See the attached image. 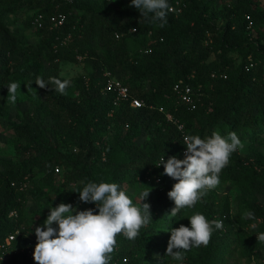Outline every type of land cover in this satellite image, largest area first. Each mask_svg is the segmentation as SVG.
Here are the masks:
<instances>
[{"label": "trees", "instance_id": "16d2710c", "mask_svg": "<svg viewBox=\"0 0 264 264\" xmlns=\"http://www.w3.org/2000/svg\"><path fill=\"white\" fill-rule=\"evenodd\" d=\"M107 1L0 0V96L12 71L18 72L15 65L23 66L20 76L30 82L37 77L63 81L60 62L90 68L75 77L64 94L51 86L38 87L42 101L34 119H26L15 130L23 147L16 161L0 163V246L18 233L0 257L8 254L11 264H33L27 255L31 240L23 227L29 195L36 199L50 195L51 202L98 214L95 204L80 202L78 194L88 182H95L126 185L124 191L134 205L142 203V192L150 191L143 203L150 205L152 222L135 240L118 234L109 264H142L147 257L166 256L171 229L190 227L188 218L195 213L208 221H223V228L214 229L207 246L188 251L185 263L221 264L229 246L227 230L233 227L229 197L210 190L193 208L170 217L175 205L167 193L178 181L163 175V165L156 166L162 157L165 162L173 156L184 159L185 135L204 139L214 131L225 137L235 132L242 142L264 137L261 0H233L220 9L211 0H168L170 6L180 2L182 10L169 12L164 27L142 17L130 6L132 0H120L118 8ZM38 13L45 18L63 13L65 20L59 27L45 23L36 28ZM32 29L39 35L37 43L22 47L23 34ZM30 60L37 66L27 67ZM117 69L125 72L120 80L129 97L141 99L143 107L132 108L129 100L114 106V94L103 92V72L114 75ZM180 79L200 92L195 109L177 101L172 88ZM167 114L183 128L178 129ZM44 117H49L50 125H44ZM143 134L148 136L140 143ZM236 152L221 171L220 183H233L241 192L264 198V161L255 153L242 158ZM250 212L255 218L237 226L246 244L257 248L256 236L264 232V205L253 206ZM191 252L198 257L192 258ZM242 255L252 258L256 253Z\"/></svg>", "mask_w": 264, "mask_h": 264}, {"label": "clouds", "instance_id": "9594fccd", "mask_svg": "<svg viewBox=\"0 0 264 264\" xmlns=\"http://www.w3.org/2000/svg\"><path fill=\"white\" fill-rule=\"evenodd\" d=\"M130 6L135 7L150 22H160V27H164L168 13L173 11L168 0H132ZM130 31L136 32V28ZM35 84L40 89L51 86L55 92L64 94L70 81L55 77L45 81L37 77ZM20 86L15 82L8 85V102H16ZM29 87L27 85V89ZM183 142L186 146L184 159L173 156L165 162L162 157L156 166L163 165V175L178 181L167 193L175 205L170 217H176L181 209L193 208L210 190L215 189L231 155L244 148L235 132L225 137L214 131L204 139L199 135H185ZM149 193L142 192L139 197L142 203L134 205L119 185L88 182L78 192L79 201L95 204L98 214H94V209L77 211L72 204L60 203L51 207L43 226L35 228V264H109L118 234L128 240H135L140 229L152 222L150 205L143 203ZM244 218L254 219V213L245 212ZM188 220L190 227L181 225L170 231L166 256L173 261L181 262L191 249L207 246L214 229L223 228V221H208L200 213L191 215ZM251 227L255 228L256 225L252 224ZM256 237L258 242H264V232Z\"/></svg>", "mask_w": 264, "mask_h": 264}, {"label": "rangeland", "instance_id": "374dc122", "mask_svg": "<svg viewBox=\"0 0 264 264\" xmlns=\"http://www.w3.org/2000/svg\"><path fill=\"white\" fill-rule=\"evenodd\" d=\"M213 3V7L215 9H220L223 6L227 5L229 2L233 0H211ZM96 3L99 4V0H95ZM120 0H108L107 5L111 8H118ZM264 2L261 0L260 6L258 9H263ZM39 35L35 29H32L23 34V38L20 41L22 47L35 45L38 41ZM99 56H103L102 51H98ZM81 58H78L80 60ZM239 59H237L234 65H238ZM35 62L32 60L27 62V67L35 66ZM37 66V65H36ZM18 72L12 71L13 73L7 78L5 81V85L3 88V93L0 96V163L1 162H13L16 161V157L20 153V149H22L23 145L20 140L17 139L15 130L25 122L26 119H34L33 116L38 109V105L42 101L39 96L38 86L35 82H30L27 80V77L20 76L21 68L15 65ZM47 66L42 65V69H46ZM90 72V68L85 63H69V62H60L59 63V76L63 77L64 80H69L70 82L79 75H86ZM114 72V76L118 79H123L125 77V72L117 69ZM113 74V73H112ZM18 83L20 84V88L17 89V100L16 102L10 103L7 100L8 95V85L10 83ZM27 85L30 87L27 89ZM32 117V118H31ZM44 125H50L51 120L49 117H44ZM147 134H143L141 139H139L140 143H144L147 139ZM244 144V148L242 150H237L236 153L240 155V157L244 158L250 155V153H255L260 159L264 161V137L256 138L254 141L245 140L242 142ZM264 175V171H263ZM60 178L57 177V181ZM121 190H127L126 185L119 184ZM217 192L219 196L227 195L230 199V214L233 223V227L229 228L227 231V242L229 244L227 248V252L223 254L221 259V264H264V242H259L258 247L248 246L246 241L242 239L239 233V227H243L245 221L248 218H244V213L251 211V208L259 207L264 205V198L261 195L252 196L247 192H241V190L234 185L233 183H219V185L213 189ZM58 201L51 202L50 195L47 198H39L36 199L33 196H28L26 202L24 203V221L23 227L26 229V234L31 240V249L34 253V249L36 246V236H35V228L43 226L44 221L49 215V209L51 207L58 206ZM73 208H75L73 206ZM79 211L77 208H75ZM75 214V213H73ZM238 225V226H237ZM246 239V237H245ZM255 252L256 256L252 258H248L247 256H243L242 254L250 251ZM190 255L192 258H197L198 255L194 252H191ZM10 255H4L0 257V260H3L1 264H11L9 262ZM32 263L35 264L34 259H32ZM142 264H186L185 261L177 262L173 261L171 257L164 256L163 253L161 255H155L153 257H147L144 259Z\"/></svg>", "mask_w": 264, "mask_h": 264}, {"label": "built area", "instance_id": "2783aa9c", "mask_svg": "<svg viewBox=\"0 0 264 264\" xmlns=\"http://www.w3.org/2000/svg\"><path fill=\"white\" fill-rule=\"evenodd\" d=\"M174 13H180L182 10V5L180 2H176L174 5L171 6ZM65 20V14L63 13H53L45 18V16L41 13H38L34 17V25L36 28H42L45 23L50 25V27H59L64 23ZM250 26V25H249ZM249 28V27H248ZM80 58V57H79ZM248 67H252V64L250 63ZM211 77L214 78L215 74H211ZM222 78H225L224 75H221ZM173 92L177 95V101L179 103H182L186 105L189 109H195L197 106V103L200 101V92L198 90H195L191 85L188 83H185L183 79L178 80L172 88ZM103 92H109L114 94L113 99V105L118 106L123 101L130 102V106L132 108H140L144 106V102L141 99L138 98H130L129 97V90L126 85L123 84V82L116 78L111 72L104 71L103 72ZM166 118L169 121L175 122L178 129H182L183 125L179 123L177 120H174L171 114H167ZM186 151V146L184 149V152ZM55 171H58V168L55 169ZM221 221V220H219ZM15 234L9 235L5 243L0 246V251H6L8 250L11 242L14 240ZM27 255L29 258L33 259V251L32 249H29L27 251Z\"/></svg>", "mask_w": 264, "mask_h": 264}]
</instances>
